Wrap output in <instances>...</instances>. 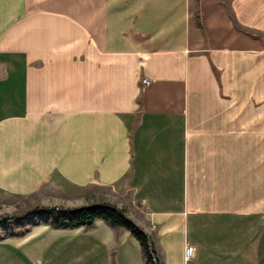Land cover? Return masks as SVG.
<instances>
[{"label":"crops","instance_id":"0c3cea01","mask_svg":"<svg viewBox=\"0 0 264 264\" xmlns=\"http://www.w3.org/2000/svg\"><path fill=\"white\" fill-rule=\"evenodd\" d=\"M42 190L161 264H264V0H0V195ZM8 233L0 264H144L101 220Z\"/></svg>","mask_w":264,"mask_h":264},{"label":"trees","instance_id":"16d2710c","mask_svg":"<svg viewBox=\"0 0 264 264\" xmlns=\"http://www.w3.org/2000/svg\"><path fill=\"white\" fill-rule=\"evenodd\" d=\"M97 205H105L113 208L116 207L109 203ZM42 210L46 209L36 208L35 210L30 211L31 213L29 214V216L36 217L39 214L52 215L53 219H44L42 221L54 230L73 231L83 228L84 230L88 231L93 229L94 223L97 220H101L106 225H108V227L114 232L116 236L120 229H125L129 231L130 234L139 242L144 264H161L152 248L149 236L134 222L122 219L114 209H89L87 208V206H83L66 210L52 209L48 212ZM121 211L126 215V211L124 209H121ZM55 214H58V217L54 218ZM15 236L22 237L23 234L21 233L18 235H10L8 232L1 233L0 241L6 239L7 237ZM111 264H114L113 258L111 259Z\"/></svg>","mask_w":264,"mask_h":264},{"label":"rangeland","instance_id":"374dc122","mask_svg":"<svg viewBox=\"0 0 264 264\" xmlns=\"http://www.w3.org/2000/svg\"><path fill=\"white\" fill-rule=\"evenodd\" d=\"M51 199V200H50ZM50 201V202H49ZM46 202L47 204H42ZM109 203L104 201H94L89 196H85L80 199H64L59 198L50 191L42 190L38 197H28V198H17V197H6L0 195V219L4 221L0 223V234L8 231H16L18 227L21 229L25 228L28 224L34 221L53 219L52 215L39 214L38 216H27L22 219L16 218L17 216H22L24 214H29L30 211L36 208L48 209L50 207L55 209H74L83 206H88L91 204H104ZM122 207L130 211V208L126 207L125 201L120 202ZM117 207V206H116ZM127 215V214H126ZM58 217L55 214L54 218Z\"/></svg>","mask_w":264,"mask_h":264},{"label":"water","instance_id":"95a60500","mask_svg":"<svg viewBox=\"0 0 264 264\" xmlns=\"http://www.w3.org/2000/svg\"><path fill=\"white\" fill-rule=\"evenodd\" d=\"M87 208H89V209H92V208L114 209V210H115V211L121 216L122 219H124V220H126V221H131L130 218H128V216H126L125 214H123L122 211H121V209L118 208V207H114V208H113V207H110V206L94 204V205L87 206ZM52 209H55V208L50 207V208H48V209H46V210H42V211H46V212H48V211H51ZM30 213H31V212H29V214H30ZM29 214L26 213V214H24V215H22V216H17L16 218H18V219H22V218H24V217L29 216ZM3 219H8V218L6 217V218H3ZM3 219H0V223L3 221Z\"/></svg>","mask_w":264,"mask_h":264},{"label":"built area","instance_id":"2783aa9c","mask_svg":"<svg viewBox=\"0 0 264 264\" xmlns=\"http://www.w3.org/2000/svg\"><path fill=\"white\" fill-rule=\"evenodd\" d=\"M141 84L144 86H148L150 84V81L147 79H141ZM191 257V249L185 248V258L189 259Z\"/></svg>","mask_w":264,"mask_h":264}]
</instances>
